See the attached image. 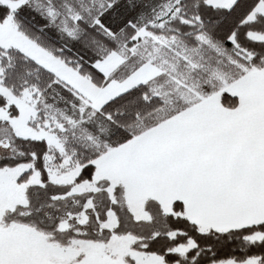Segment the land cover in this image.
Masks as SVG:
<instances>
[{
    "label": "snow or ice",
    "instance_id": "1",
    "mask_svg": "<svg viewBox=\"0 0 264 264\" xmlns=\"http://www.w3.org/2000/svg\"><path fill=\"white\" fill-rule=\"evenodd\" d=\"M0 264H264V0H0Z\"/></svg>",
    "mask_w": 264,
    "mask_h": 264
}]
</instances>
